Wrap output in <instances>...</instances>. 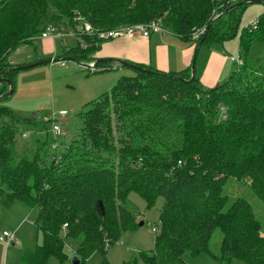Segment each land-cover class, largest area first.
<instances>
[{
	"label": "trees",
	"instance_id": "1",
	"mask_svg": "<svg viewBox=\"0 0 264 264\" xmlns=\"http://www.w3.org/2000/svg\"><path fill=\"white\" fill-rule=\"evenodd\" d=\"M242 2L0 0V97L10 89L5 81L14 87L19 72L9 56L33 46L48 24L74 31L83 22L92 26L93 33L82 37L85 49L79 42L58 59L95 62L96 74L115 70L111 62L93 57L113 40H101L97 32L156 21L163 33L209 47L236 38L244 8L252 3L222 14ZM257 20L256 28L240 36L246 55L253 43L264 42V14ZM201 29L204 34L195 41ZM123 67L135 75L122 76L88 104L80 135L54 157L57 161L42 153L18 157L16 138L35 122L0 106V208L16 203L37 208L35 230L42 237L25 264L67 262L69 241L78 244L74 258L80 264L97 252L104 257L101 264H109L106 241L112 246L138 227L127 207L133 192L148 208L159 198L164 206L155 249L127 264H187V253L211 255L217 264H264V234L254 208L228 193L230 185L245 184L264 204V64L245 62L209 90L195 72ZM216 230L222 234L219 254L210 252Z\"/></svg>",
	"mask_w": 264,
	"mask_h": 264
},
{
	"label": "rangeland",
	"instance_id": "2",
	"mask_svg": "<svg viewBox=\"0 0 264 264\" xmlns=\"http://www.w3.org/2000/svg\"><path fill=\"white\" fill-rule=\"evenodd\" d=\"M263 14L264 5L262 3L247 4L241 15L236 38L225 43H214L209 47H202L197 55L196 70L199 68V61H202L209 49L225 51L238 61L237 64L230 63V74L234 70H239L245 62L253 67L263 65L264 42L253 43L247 55L241 50L240 45V36L243 30L248 29ZM66 32L68 33L63 39L57 40L59 50L63 46L74 48L80 42L69 27L66 28ZM39 47L40 45L19 48L9 56V64L13 66L16 63H23L21 66H25L48 60L47 58L37 59L39 55L41 56L40 50H37ZM63 62L42 64L17 72L14 84L15 92L7 100L0 102V106L23 117H30L35 122L28 123L21 135L16 138L15 151L20 158H29L35 156L36 153H42L45 157L53 160L54 157L62 155L67 146L80 135L83 127L81 115L87 110L88 104L94 101L93 99H98L101 95L110 92L122 76L135 75L132 70H124L121 66H116L117 70L93 74L88 68L91 63ZM230 74L226 77H230ZM198 76L197 70V78ZM54 119L60 124L59 127L63 133L57 139L52 133ZM55 144L58 145L57 148H54ZM40 149H42L41 152ZM228 193L233 201L242 198L251 204L262 225L264 234V204L251 189L245 184L234 183L229 186ZM163 206V198H159L154 207L148 208L147 203L137 193L130 194L127 207L135 215L138 227L134 232L124 234L118 243L109 246L106 254L109 264H127L140 253L152 252L155 249L156 235L152 232V228L160 223ZM32 210L21 203H16L9 209L0 208V236L6 230L14 233L16 237V242L13 245L0 241V264H25L24 257L35 249L36 243L32 237L36 233L34 223L37 217V208ZM141 223L143 226H140ZM41 240L40 235L39 242ZM221 241V232L214 231L210 252L219 254ZM66 244L67 252L70 255L72 252L70 248L77 251L78 244H73L70 241ZM72 259L70 257L65 263L52 259L48 264H73ZM103 260V254L97 252L85 264H101ZM184 260L187 264H217L214 258L208 254L192 256L187 253ZM231 264L243 263L234 261Z\"/></svg>",
	"mask_w": 264,
	"mask_h": 264
},
{
	"label": "crops",
	"instance_id": "3",
	"mask_svg": "<svg viewBox=\"0 0 264 264\" xmlns=\"http://www.w3.org/2000/svg\"><path fill=\"white\" fill-rule=\"evenodd\" d=\"M162 33H154L149 38L141 36H136L134 38L121 37L107 41L102 44L100 50L93 57L95 60H105L111 62L112 65L115 64L113 65L115 70H117L116 66H121L124 70L133 71V69L129 67H123L119 62H125L132 66L149 67L164 74L189 71L191 74L195 72L197 76L198 70L199 83L205 89L214 88L224 83L229 78V76H226L230 74L229 65L230 63H234L232 61L234 57L229 56L225 51L209 49L202 61H199V68L196 70L197 55L202 47L197 48L195 43L183 41L174 34L168 32ZM63 38L64 37L54 36L47 39H35L31 47L40 45L37 50H40L41 56L39 55L37 59L43 60L47 58L48 60H55L61 57L65 49L70 48L65 46H63L61 50L57 48V40ZM21 65H23V63H16L13 66L19 67ZM193 65L194 72H192ZM54 122L57 121L54 119L53 123ZM32 238L36 244L41 243L39 242L37 233H35ZM71 243L75 244V242ZM70 250L72 251L71 255L68 254L74 258L76 250H72L71 248Z\"/></svg>",
	"mask_w": 264,
	"mask_h": 264
},
{
	"label": "built area",
	"instance_id": "4",
	"mask_svg": "<svg viewBox=\"0 0 264 264\" xmlns=\"http://www.w3.org/2000/svg\"><path fill=\"white\" fill-rule=\"evenodd\" d=\"M234 1H255V0H234ZM258 25V20H256L250 27L256 28ZM66 26H57L54 24H48L44 30V32L41 34L40 38L41 39H47L50 37L54 36H60V37H65L68 32H66ZM71 29V28H70ZM72 30V29H71ZM94 29L89 23L83 22L79 24L77 27L76 31L72 30L73 35L77 36L80 41V47L82 49L86 48V44L83 42L82 37L84 35H91L93 33ZM205 29H201L193 35V39L197 41L201 35L204 34ZM164 32L160 24L156 21H150L149 23L146 24H135L131 26H125L120 29L112 30V31H104V32H97L98 38L101 40H110V39H117L121 37H127V38H134L136 36H141L144 38H148L152 33H162ZM232 61L237 63L238 61L232 58ZM64 63V62H61ZM89 71L92 72L93 74L97 71L96 64L91 63L89 66ZM60 124L57 122L53 123L52 126V133L54 137L57 139L62 136V130L59 127ZM58 145L55 144L54 148H57ZM64 228H67V225H64ZM152 232L156 235V237L159 235L161 232V222L158 225H154L152 228ZM0 241L5 242L8 245H13L16 242V237L15 234L12 232H3L2 235L0 236ZM109 241H106L105 248H109Z\"/></svg>",
	"mask_w": 264,
	"mask_h": 264
},
{
	"label": "water",
	"instance_id": "5",
	"mask_svg": "<svg viewBox=\"0 0 264 264\" xmlns=\"http://www.w3.org/2000/svg\"><path fill=\"white\" fill-rule=\"evenodd\" d=\"M259 2H260V1L255 0V1H250V2H248V3H252V4H253V3H259ZM243 4H245V3L242 2V3H237V4H235L234 6H232L230 9H228V10H227L224 14H222V15L227 14L230 10L236 9V8L242 6ZM222 15H221V16H222ZM109 60H110V59H109ZM63 61H72V60H71V59H63V60L55 59V60H48V61H44V62H41V63H37V64H34V65L19 66V67H16L15 69L18 70V71H22V70L30 69V68H33V67H35V66H39V65H42V64H50V63H56V62L59 63V62H63ZM119 63H120L122 66L127 65V63H125V62H119ZM132 67H133V68H137V69H139L138 67H135V66H132ZM192 72H194V65H193V68H192ZM193 81H194V76L192 75V78H191V80L189 81V83H192ZM5 83L9 86L10 89H9V91H8V93H7L6 95L0 97V100L5 99L6 97H10V96H12V94H13V92H14V87L12 86V83H11L10 81H8V80H6ZM45 162H46V161H45ZM98 208H99L100 212L102 213V215H104V214H105V209H104V206H103L102 202L99 203ZM140 226H143V223H141ZM72 261H73V264H80V262L77 261L75 258H73Z\"/></svg>",
	"mask_w": 264,
	"mask_h": 264
}]
</instances>
